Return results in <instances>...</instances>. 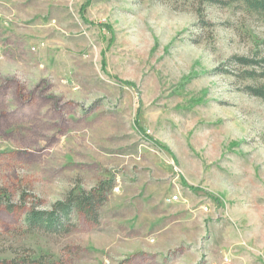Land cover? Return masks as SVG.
I'll list each match as a JSON object with an SVG mask.
<instances>
[{
  "label": "rangeland",
  "instance_id": "rangeland-1",
  "mask_svg": "<svg viewBox=\"0 0 264 264\" xmlns=\"http://www.w3.org/2000/svg\"><path fill=\"white\" fill-rule=\"evenodd\" d=\"M226 4L0 0V193L17 205L0 264H264V103L245 93L264 80L229 62L264 58V19ZM110 180L95 219L24 225Z\"/></svg>",
  "mask_w": 264,
  "mask_h": 264
},
{
  "label": "trees",
  "instance_id": "trees-1",
  "mask_svg": "<svg viewBox=\"0 0 264 264\" xmlns=\"http://www.w3.org/2000/svg\"><path fill=\"white\" fill-rule=\"evenodd\" d=\"M226 3L242 4L246 10L264 19V0H226ZM226 4V5H227ZM230 63L241 67L242 80L257 82L264 80V58L256 61L246 57H233ZM248 69V70H246ZM227 73V72H225ZM245 93L257 98L264 103V86H248ZM111 180L101 183L95 190L90 192H72L64 202L56 203L50 211L38 210L32 206L25 213L24 225L29 231H40L44 233H56L64 231L73 214L82 215L87 220L95 219L99 207L105 202L107 191L111 189ZM24 199V198H23ZM0 207L8 212L14 211L17 205L10 202V197L0 193ZM7 263V262H3ZM41 263L38 258H22L13 260V264H36Z\"/></svg>",
  "mask_w": 264,
  "mask_h": 264
},
{
  "label": "built area",
  "instance_id": "built-area-1",
  "mask_svg": "<svg viewBox=\"0 0 264 264\" xmlns=\"http://www.w3.org/2000/svg\"><path fill=\"white\" fill-rule=\"evenodd\" d=\"M173 199V201H175L176 200V198L174 197V198H172Z\"/></svg>",
  "mask_w": 264,
  "mask_h": 264
}]
</instances>
